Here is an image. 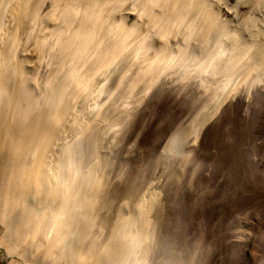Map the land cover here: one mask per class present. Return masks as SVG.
I'll list each match as a JSON object with an SVG mask.
<instances>
[{
  "label": "bare ground",
  "instance_id": "1",
  "mask_svg": "<svg viewBox=\"0 0 264 264\" xmlns=\"http://www.w3.org/2000/svg\"><path fill=\"white\" fill-rule=\"evenodd\" d=\"M219 1L0 0V189L5 191V195L0 191L5 196L0 199L17 200L12 216L16 222L10 221L18 233L24 234L27 225L32 226L35 245L45 234L46 222L50 233L64 231L66 224L72 223L74 232L66 243H54L59 256L65 251L75 255L76 235L87 234V226L79 229L77 222H93V217L87 216L102 188L105 162L101 154L110 131L97 112L87 113L90 119L84 120L79 109L91 100L89 92L94 93L98 84L103 91L106 80L117 85L130 73L134 87L140 81L138 91L142 93L172 72L181 80H192L194 75L213 77L211 80L217 77V90L223 96L239 89L250 72L264 75V20L259 17L264 13V0H235L236 9H224L222 15ZM244 3L248 15L240 16L237 9H244ZM220 16L235 21V26L228 30ZM47 59L52 64L48 65ZM123 112L125 117L131 113ZM180 128L175 129L165 149L172 157L175 153L169 146L173 140L181 141ZM67 139L70 145L66 147ZM60 140L64 141L63 150L62 144L57 148ZM26 143L28 149L23 151ZM73 144L77 151L71 154ZM83 144L88 149L84 170L80 168ZM63 152L65 158L60 160L56 153ZM17 168L27 175L22 177L25 182H20L21 177L15 180ZM65 190L72 193L71 202L81 204L84 211L78 207L76 212L77 205H72L66 222L60 215L63 224L58 229L62 219L58 221L57 210L51 213L58 222L48 220L47 213L37 209L40 204L36 208L28 197L41 199L44 211L48 202L54 207L56 202L68 201ZM10 205L14 207L12 202ZM149 208L138 205L136 220H122L117 215L119 221L111 232L113 257H108L112 264H138L140 260L146 264L151 249ZM73 211L81 212L79 218L74 219ZM3 214L0 212L1 219ZM3 221L7 231L11 222Z\"/></svg>",
  "mask_w": 264,
  "mask_h": 264
},
{
  "label": "rangeland",
  "instance_id": "2",
  "mask_svg": "<svg viewBox=\"0 0 264 264\" xmlns=\"http://www.w3.org/2000/svg\"><path fill=\"white\" fill-rule=\"evenodd\" d=\"M235 3V0L219 1L220 15L224 9H236ZM248 8H238V15H248ZM256 17L263 22L264 13ZM220 19L228 30L236 24L225 16ZM127 23L131 24L129 18ZM50 62L46 60L48 65ZM252 72L249 79L237 86L239 89L223 96L217 90V77L211 80L213 77L194 75L192 80H181L172 72L161 76L142 93L138 91L140 81L134 87V76L130 73L124 74L117 85L111 86L106 80L103 91H99V84L95 86L92 91H96L89 92L91 100L83 103L79 113L85 120L90 119L87 113L97 112L110 132L101 154L105 162L102 188L90 209L92 213L87 216H92L93 222H77L79 229L87 226V234L76 235L75 255L63 251L59 256L61 252L54 243L57 240L66 243L74 225L68 223L64 231L50 233L46 222V237H38L39 242L34 245L32 226L27 225L22 234L13 224L17 200L2 198V219L13 221L6 231L0 217V264H112L111 232L119 221L117 215L122 220L134 219L138 205L141 209L150 206L147 218L151 223V249L146 264H264V75ZM125 109L131 112L126 117ZM179 126L182 138L173 140L169 146L175 153L172 157L165 149ZM60 141L57 148L62 144L63 150L64 144L70 145L69 139ZM27 149L26 143L23 151ZM76 151L73 144L70 153ZM87 151V145L83 144L82 170ZM56 155H60V160L65 158V152ZM13 163L16 167V162ZM15 170L19 172L15 180L21 177L20 182H25L22 177L27 175L18 168ZM0 191L5 195L3 188ZM65 191L69 194L68 201L66 198L53 207L46 199L49 205L46 203L44 211L37 196L36 200L29 196L28 202L35 207L40 204L36 208L46 212L48 220L57 221L52 214L57 210L58 221L63 215L66 222L72 205H77L76 211L81 204L72 203V193ZM2 193L0 197H5ZM63 203L67 204L66 210ZM76 212L72 213L74 219L81 213ZM63 219L61 224L57 221L58 229L62 228ZM140 261L138 264H145Z\"/></svg>",
  "mask_w": 264,
  "mask_h": 264
}]
</instances>
